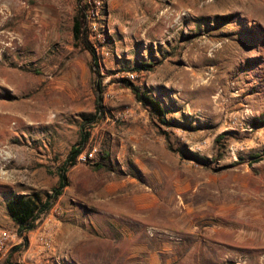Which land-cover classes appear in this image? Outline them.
I'll list each match as a JSON object with an SVG mask.
<instances>
[{"label": "rangeland", "instance_id": "obj_1", "mask_svg": "<svg viewBox=\"0 0 264 264\" xmlns=\"http://www.w3.org/2000/svg\"><path fill=\"white\" fill-rule=\"evenodd\" d=\"M87 1L110 53L100 75L74 39L78 0H0V233L16 235L0 264H264V0ZM138 63L152 69L132 82ZM94 116L83 152L96 156L77 160L41 223L70 219L72 241L50 221L34 257L7 202L51 196Z\"/></svg>", "mask_w": 264, "mask_h": 264}, {"label": "trees", "instance_id": "obj_2", "mask_svg": "<svg viewBox=\"0 0 264 264\" xmlns=\"http://www.w3.org/2000/svg\"><path fill=\"white\" fill-rule=\"evenodd\" d=\"M88 11V1L78 0V9L74 17L73 23V35L77 45H81L84 49L90 52L93 59V66L97 70L93 69L95 73H99V63L97 61L96 51L92 44L88 40L87 35V18L86 13ZM93 67V68H94ZM151 64L138 63L132 68L134 71L151 70ZM94 91L97 99L98 112H102V78L94 82ZM128 87L131 89L135 95L138 103L146 110H149L151 114L155 115L162 124L172 125V123L167 119L168 112L162 106L161 102L155 99L153 96L142 92L140 88L128 83ZM97 116L90 118L81 126V140L79 144L74 145L67 157V160L58 170L59 184L53 190V194L44 200L40 194L32 193L30 195H16L8 200L7 210L12 218L13 222L18 228V235L21 237H27L26 235L32 231H35L42 223L45 216H47L53 209L56 201L61 197L64 190L70 185L68 180V172L70 169L77 165V160L82 154L84 146L87 144L90 138L89 132L86 131V125L89 124L90 127L97 123ZM257 127L264 126L263 121L256 120ZM225 138V134L220 135L216 139V143L221 142ZM168 140V139H167ZM173 151H175L172 146H170ZM181 158H186L184 151H176ZM189 159L196 161L197 163L207 164L208 159L199 156L198 154L190 153ZM100 164L94 165L95 169H99ZM4 264H12L9 258Z\"/></svg>", "mask_w": 264, "mask_h": 264}, {"label": "built area", "instance_id": "obj_3", "mask_svg": "<svg viewBox=\"0 0 264 264\" xmlns=\"http://www.w3.org/2000/svg\"><path fill=\"white\" fill-rule=\"evenodd\" d=\"M98 4H100L99 1H97ZM89 11V9H88ZM87 11V12H88ZM86 18H87V26L90 32V43L92 44L93 48L96 51V55L99 56L101 55L102 57H106L109 56L110 53L109 52H105V47L102 46V39H101V34H98V28L96 26V24L91 22V15H88V13H86ZM97 58V59H98ZM100 61V58H99ZM98 61V63H99ZM142 73L138 72V71H130L127 73L126 78L129 79L132 82L137 81ZM130 116L128 111H125L122 115H120L121 118H126ZM96 156V149H94L93 151L87 153V152H82V154L79 156L78 161H91L95 158ZM16 235H13L12 232L4 230L1 231L0 233V256L5 255V253L7 252V248H8V244L10 242V240L15 237ZM21 237V236H20ZM42 241H44L45 245H48V239L42 238Z\"/></svg>", "mask_w": 264, "mask_h": 264}, {"label": "crops", "instance_id": "obj_4", "mask_svg": "<svg viewBox=\"0 0 264 264\" xmlns=\"http://www.w3.org/2000/svg\"><path fill=\"white\" fill-rule=\"evenodd\" d=\"M48 216H51V215L49 214ZM65 217L66 218L67 217H70V215L67 214ZM50 221H52L51 220V217L47 218V223L50 222ZM68 221L69 222L67 224L64 223L62 225H59L58 221L55 220V221H52V226H54V227L57 228V232H60V233H64L65 234L66 232H70L71 231V233H72V230H74L75 227H73V226L70 225L71 224L70 223V219H68ZM47 223L41 224L35 231H32V232L28 233V237L31 236V235H33V238L32 239L30 238V239L33 241L32 242V246H35L36 247L35 251H33L34 254H35L34 257L39 256L38 250L41 248V247H39V244L36 241V237L45 234L46 229H43V228L47 225ZM71 233H67L68 235L65 234L67 236V238H66V243L67 244H70L71 241H72L73 236H72ZM41 253H42V251L40 252V254ZM52 255H53V253H49V255L47 254V255L42 256L43 257L42 259H44V257H45L44 261L46 263H48L47 260H49L50 258H52Z\"/></svg>", "mask_w": 264, "mask_h": 264}, {"label": "bare ground", "instance_id": "obj_5", "mask_svg": "<svg viewBox=\"0 0 264 264\" xmlns=\"http://www.w3.org/2000/svg\"><path fill=\"white\" fill-rule=\"evenodd\" d=\"M10 117V115L8 114V115H2V114H0V119H3V120H6L7 118H9ZM4 122V121H3ZM4 123H6V122H4Z\"/></svg>", "mask_w": 264, "mask_h": 264}]
</instances>
